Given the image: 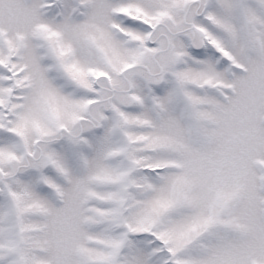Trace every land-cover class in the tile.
<instances>
[{
  "label": "snow or ice",
  "instance_id": "snow-or-ice-1",
  "mask_svg": "<svg viewBox=\"0 0 264 264\" xmlns=\"http://www.w3.org/2000/svg\"><path fill=\"white\" fill-rule=\"evenodd\" d=\"M0 264H264V0H0Z\"/></svg>",
  "mask_w": 264,
  "mask_h": 264
}]
</instances>
